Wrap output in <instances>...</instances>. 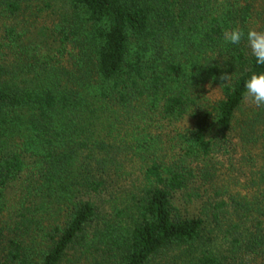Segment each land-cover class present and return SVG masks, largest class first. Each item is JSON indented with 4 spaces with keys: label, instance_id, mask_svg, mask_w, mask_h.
<instances>
[{
    "label": "trees",
    "instance_id": "obj_1",
    "mask_svg": "<svg viewBox=\"0 0 264 264\" xmlns=\"http://www.w3.org/2000/svg\"><path fill=\"white\" fill-rule=\"evenodd\" d=\"M65 1L0 0V264H264V0Z\"/></svg>",
    "mask_w": 264,
    "mask_h": 264
},
{
    "label": "clouds",
    "instance_id": "obj_2",
    "mask_svg": "<svg viewBox=\"0 0 264 264\" xmlns=\"http://www.w3.org/2000/svg\"><path fill=\"white\" fill-rule=\"evenodd\" d=\"M226 44L239 45L246 40L252 57L258 65L264 66V29L259 26L248 28L247 32L240 26H233L223 32ZM231 75L224 74L221 79L227 81ZM244 96L257 108L264 107V71H253L244 81Z\"/></svg>",
    "mask_w": 264,
    "mask_h": 264
},
{
    "label": "rangeland",
    "instance_id": "obj_3",
    "mask_svg": "<svg viewBox=\"0 0 264 264\" xmlns=\"http://www.w3.org/2000/svg\"><path fill=\"white\" fill-rule=\"evenodd\" d=\"M45 1L51 4V6L49 8L43 9L42 12L39 14V16L49 21V24L53 26L59 23L63 27H66L68 31L70 32V29H69L70 25L68 24V19H70V15H71L70 14L71 13L70 4L65 0H40V2L42 3V6H45V3H44ZM35 6H34V10H35ZM28 15L32 16L30 14ZM22 21H23L22 17H19L17 19V22L20 25H23ZM259 27H261V25H259ZM38 41H40V39H38ZM249 106H252V104L250 103ZM126 129H127V134L124 137H126L128 141H132V135L135 131H137V129H132V128H126ZM173 129L174 127L170 125H165L163 127H159L155 125L154 127H152L151 132H154V135L157 136L161 141L172 143V140H174V135H175ZM124 137L121 136L119 138H124ZM174 144H175V141H174ZM220 184H222L221 181H220ZM197 203L198 201L191 202L190 205H188V208L191 209V211L192 210L198 211L199 205ZM178 204H179L178 206H180L181 203H178ZM181 207L184 210H186L185 206L182 205Z\"/></svg>",
    "mask_w": 264,
    "mask_h": 264
}]
</instances>
